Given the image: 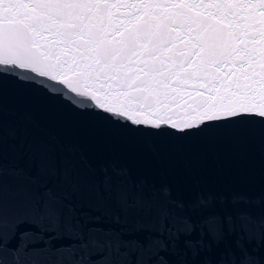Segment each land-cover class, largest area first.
Here are the masks:
<instances>
[{
    "label": "snow or ice",
    "instance_id": "1",
    "mask_svg": "<svg viewBox=\"0 0 264 264\" xmlns=\"http://www.w3.org/2000/svg\"><path fill=\"white\" fill-rule=\"evenodd\" d=\"M124 134L224 139L238 174L219 152L186 192L161 174L137 200L147 243L118 241L129 251L94 264H264V188L244 186L248 156L264 158V0H0V184L6 171L34 179L6 168V138L54 173V151L90 166L86 145L122 148ZM35 209L0 215V250L8 232L59 222L48 201Z\"/></svg>",
    "mask_w": 264,
    "mask_h": 264
},
{
    "label": "water",
    "instance_id": "2",
    "mask_svg": "<svg viewBox=\"0 0 264 264\" xmlns=\"http://www.w3.org/2000/svg\"><path fill=\"white\" fill-rule=\"evenodd\" d=\"M124 140L125 147L118 149L86 145L90 166L71 162L56 150L53 152L56 171L42 173L37 162L29 165L26 159L17 158L11 147L17 140L6 138V168H22L34 179L28 181L22 174L5 172L0 184V215L4 219L9 215L17 218L30 215L36 211L37 200L48 201L59 214V222L50 219L39 229H32L35 234L23 238L17 232L9 239L11 232H8L0 250V264H94L110 250L119 257L129 249L121 246L117 252L118 241L136 239L147 243L150 234L134 230L138 223L148 219L137 200L148 202L153 198L163 186L161 174L167 175V182L176 185L179 191L186 192L188 182L203 178L197 164L211 165L217 152L226 172L232 177L238 174L224 139L158 137L150 145L134 134H124ZM186 161L192 162L191 169L184 167ZM244 175L245 187L264 188V158L251 153L244 163ZM122 193L126 194V200L122 199ZM122 264H136V254Z\"/></svg>",
    "mask_w": 264,
    "mask_h": 264
}]
</instances>
